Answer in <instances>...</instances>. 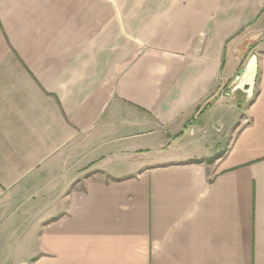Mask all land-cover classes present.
<instances>
[{
    "label": "crops",
    "instance_id": "obj_1",
    "mask_svg": "<svg viewBox=\"0 0 264 264\" xmlns=\"http://www.w3.org/2000/svg\"><path fill=\"white\" fill-rule=\"evenodd\" d=\"M263 30L264 0H0V264H264Z\"/></svg>",
    "mask_w": 264,
    "mask_h": 264
},
{
    "label": "rangeland",
    "instance_id": "obj_2",
    "mask_svg": "<svg viewBox=\"0 0 264 264\" xmlns=\"http://www.w3.org/2000/svg\"><path fill=\"white\" fill-rule=\"evenodd\" d=\"M257 44L256 45H259V47L258 48H264V30L262 31V34L260 35V36H258V39H257V42H256ZM253 49L255 48V45H254V47H252ZM224 91V90H223ZM223 91L222 92H220V94H221V96H223V97H225L224 95H223ZM230 91H232V89H230ZM224 92H228L227 90L226 91H224ZM218 94H219V92H218ZM220 94L218 95V98H219V96H220ZM234 95L235 96H237V98H239V99H241L240 97H242V99H243V97H244V93H242V92H240V91H238V92H235L234 93ZM222 97V98H223ZM224 99V98H223ZM225 100V99H224ZM225 101H227V103H229V105H231V108L233 109V111H235V109H234V107H236L237 105L234 103L235 101H233V100H225ZM236 108H238V106L236 107ZM236 112V111H235ZM232 117V119L234 120V119H236L237 120V122L235 123L234 122V124H233V128H232V131L230 132V131H226V129H225V127L221 124V123H216V124H211V125H209V127L208 128H206L204 131L205 132H208L209 131V129H211L210 127H212L213 129H214V133H213V137H212V141L215 143V144H217V146L218 145H222L223 146V148H225L226 146H228V144H230V142L232 141V139H233V134H234V132L238 129V127L242 124V121H243V117H241V116H238V114H237V116H231ZM231 120V119H230ZM235 120V121H236ZM213 131V130H212Z\"/></svg>",
    "mask_w": 264,
    "mask_h": 264
},
{
    "label": "water",
    "instance_id": "obj_3",
    "mask_svg": "<svg viewBox=\"0 0 264 264\" xmlns=\"http://www.w3.org/2000/svg\"><path fill=\"white\" fill-rule=\"evenodd\" d=\"M258 74V58L256 54H253L245 67L241 69L233 81L232 93L242 92L247 99L253 97V90Z\"/></svg>",
    "mask_w": 264,
    "mask_h": 264
}]
</instances>
